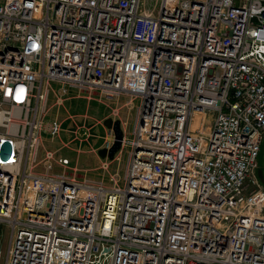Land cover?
<instances>
[{
	"label": "built area",
	"instance_id": "1",
	"mask_svg": "<svg viewBox=\"0 0 264 264\" xmlns=\"http://www.w3.org/2000/svg\"><path fill=\"white\" fill-rule=\"evenodd\" d=\"M81 93L139 100L98 179L40 153ZM262 140L264 0H0V264H264Z\"/></svg>",
	"mask_w": 264,
	"mask_h": 264
},
{
	"label": "rangeland",
	"instance_id": "2",
	"mask_svg": "<svg viewBox=\"0 0 264 264\" xmlns=\"http://www.w3.org/2000/svg\"><path fill=\"white\" fill-rule=\"evenodd\" d=\"M127 99V96L122 95L119 97L118 103L122 104ZM51 100L52 97L50 96L49 102H51ZM138 102L139 100L136 98L130 106L123 103L119 109V116L116 115L115 118L121 117V119H127L129 122L128 128H130ZM110 105H114V103H110ZM85 112L89 115L86 128H79L76 133L68 131L67 128L72 124V120L66 118L68 114L76 115L74 119L79 125L81 114ZM56 115L59 120H62V129L53 137H51L45 129L42 130L40 153L46 148H57V153L67 156L70 159V165L77 168L76 175H86L96 179L100 178L102 171L101 169H97V166L104 158H101L95 149L101 147L102 136L106 133L105 127L99 123V120L111 116L109 107H106L99 100L97 94L92 93L88 95L86 93H81L80 96L66 98L59 107L54 105L49 107L43 119L44 121H48ZM64 142L66 146H62ZM124 159L125 157L122 159V166L125 163ZM115 166L116 161L112 160L110 163V170L113 171ZM55 170L61 171V167L56 165ZM258 175L262 185H264V140H262L260 153L258 155ZM7 236V227L0 224V250L2 251L6 248Z\"/></svg>",
	"mask_w": 264,
	"mask_h": 264
},
{
	"label": "water",
	"instance_id": "3",
	"mask_svg": "<svg viewBox=\"0 0 264 264\" xmlns=\"http://www.w3.org/2000/svg\"><path fill=\"white\" fill-rule=\"evenodd\" d=\"M103 124L113 131L114 140L109 147H100L97 150V154L101 158L107 157L108 159H113L114 154L121 147V140L123 137V130L121 127L120 118H113L112 116H108L103 120Z\"/></svg>",
	"mask_w": 264,
	"mask_h": 264
},
{
	"label": "crops",
	"instance_id": "4",
	"mask_svg": "<svg viewBox=\"0 0 264 264\" xmlns=\"http://www.w3.org/2000/svg\"><path fill=\"white\" fill-rule=\"evenodd\" d=\"M120 119H121V117H120Z\"/></svg>",
	"mask_w": 264,
	"mask_h": 264
}]
</instances>
